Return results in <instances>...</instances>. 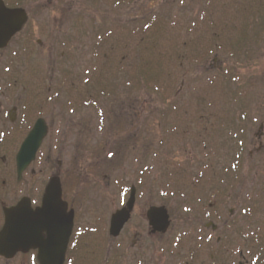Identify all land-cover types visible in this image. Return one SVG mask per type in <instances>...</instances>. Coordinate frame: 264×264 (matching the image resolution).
I'll use <instances>...</instances> for the list:
<instances>
[{
    "label": "rangeland",
    "instance_id": "rangeland-1",
    "mask_svg": "<svg viewBox=\"0 0 264 264\" xmlns=\"http://www.w3.org/2000/svg\"><path fill=\"white\" fill-rule=\"evenodd\" d=\"M24 2L32 4L28 25L38 33L29 44L19 37L8 53L16 51L12 67L24 83L52 77L53 83L65 82V98L74 99L40 154L50 156L52 171L61 162L65 191L80 201L84 253L96 250L105 257L101 222L94 217L107 215L109 195L118 207L122 189L142 178L141 202L164 205L183 238H190L191 223L218 227L211 239L206 230V264H264V0ZM44 29L59 40L50 70ZM83 94L88 99L78 108ZM124 94L131 105L126 139L134 150L128 166L122 164L126 169L112 172L97 164L118 147L111 125L119 124L115 104ZM260 128L262 148L256 151ZM5 143L4 192L13 187L14 174L7 148L12 144ZM140 147L147 152L143 164L135 152ZM35 181L39 185L41 177ZM230 211L236 225H223ZM192 232L194 248L198 235Z\"/></svg>",
    "mask_w": 264,
    "mask_h": 264
},
{
    "label": "flooded vegetation",
    "instance_id": "flooded-vegetation-1",
    "mask_svg": "<svg viewBox=\"0 0 264 264\" xmlns=\"http://www.w3.org/2000/svg\"><path fill=\"white\" fill-rule=\"evenodd\" d=\"M28 4L29 2L21 4L27 14L32 8V4H30V7H28ZM5 5L8 8L21 7L18 6V0H9ZM28 24L29 22H27L22 30L11 39L5 49L0 50V231L4 224V209L14 207L23 200L29 205L30 209L34 211V209L41 205L45 186L49 180L55 176L59 178L62 200L66 202L68 211L72 210L74 213L73 230L69 239L64 264H206V223H199L197 226H193L194 223H191L192 227L188 233V235L190 234L189 239L186 237L183 238L181 232L175 231L178 228L175 229L174 225L171 226L174 233L170 232V234H161L160 232H153L146 220V214L150 207L161 205H147L146 203L141 202L144 196L140 194L139 190L140 183L143 182L142 178L139 183L134 182L133 184H129V188L122 189V195L120 196L118 207L113 205V194L109 195L108 201L112 199V204L110 203L111 206L107 215L103 216L96 214L94 217L101 222V249H107L104 257L103 254L100 255L96 250L89 251L87 255L84 253L83 248L88 246L83 243L82 239V235L86 231H79V223L81 222L79 214L82 209L80 201L79 204L76 203V196L70 195L65 191V183L61 180L60 176L61 162L59 161L55 171H52L50 170V156L47 155V157L42 159L44 154H40V150L44 141L38 149L34 161L30 163L20 175H18L16 156L21 143L27 134L34 128L35 123L38 120H42L46 126L47 135L52 128L59 131L56 122L62 123L60 120L62 112L67 109L69 104L73 103L72 101H74V99L67 100L65 98V84L62 82L53 83L52 77H49L47 83L40 84H25L20 82V77H17L18 71L12 67L16 51L13 49L8 53V50L19 37H24L25 39L22 42L29 44L33 35L38 33L37 28ZM46 29H44V31L50 42L46 44L45 52L48 54V70H50L53 63L52 57L56 56L55 48L59 46V40H53L52 36L49 35ZM35 43L40 48H43L40 39H36ZM5 54H7V56H5ZM123 96L124 97L121 101L118 100L117 102L116 99L117 103L115 104L116 122H119V124H117V126L111 125L112 132L118 134V147L112 152H107L108 155L97 164V167H106L112 172H117L118 170L124 171L126 168H124L122 164H127L128 166L131 154L134 150H130L126 139L128 136L129 138L131 137L130 122L127 120L131 116L130 100L125 98V94ZM84 100L85 99L83 98L76 100L79 102L77 104L78 108H80L79 106H82V103L84 104ZM112 102H115V99H113ZM72 112L73 111L70 113ZM49 118H51V120H49ZM120 118L124 119V121H120ZM79 121L82 122L78 123L77 128L80 130L84 127L85 117H81ZM92 121L94 122V119L93 117H90L88 123L91 126L93 125ZM120 128L121 130H119V133L116 132L115 129ZM22 135L23 139L18 141ZM262 137L263 135L261 132L257 133L255 137V139L259 141V146L256 151L262 148ZM8 141L12 144L7 145V148L9 149L11 158L13 156L12 171L14 174L12 173L10 176V183H13V187H10L8 191L4 192L3 186H5L6 182L3 180V177L4 173L8 172V170L6 169V171H4L3 168V146L4 143ZM135 152L140 155V158H143L141 160L139 158L138 163L143 164L147 152H143L142 147L138 148ZM9 165L11 164L9 163ZM40 177L42 181L39 185H36L35 180ZM131 188H134L135 190L133 210L128 222L124 225L118 236L114 237L109 234L111 217L117 210L125 207L129 196L127 195V191L129 193ZM16 192H19L20 194H17ZM228 214L231 219H229V221L224 220L223 225H226L233 220L232 212L230 211ZM92 215L94 216V214ZM170 220L172 224V217H170ZM231 222H235L234 224H236L237 219ZM193 230L196 231V234L198 235V242L195 244L194 248H192L190 244V241L194 240L195 234L192 232ZM207 230L212 231L211 228H208ZM42 239L44 241L47 240L45 232L42 233ZM104 241L105 246L103 247ZM219 241L220 238H217V243H219ZM179 243H182L181 246H179ZM169 244H171L170 249L168 248ZM167 255H170L171 258L168 259L166 257ZM239 257L243 260L242 251L239 252ZM243 263L247 264L248 262L244 260ZM0 264H38L37 250H28L26 252L19 251L10 258L0 255ZM239 264H241V262Z\"/></svg>",
    "mask_w": 264,
    "mask_h": 264
},
{
    "label": "water",
    "instance_id": "water-1",
    "mask_svg": "<svg viewBox=\"0 0 264 264\" xmlns=\"http://www.w3.org/2000/svg\"><path fill=\"white\" fill-rule=\"evenodd\" d=\"M21 9H7L0 0V48L16 34L26 22ZM45 135V127L37 122L23 142L17 155L18 174L34 160L37 149ZM133 193L127 207L112 218L110 232L117 235L128 220L133 205ZM5 223L0 231V255L12 257L16 252L38 249L39 264H63L68 239L72 229L73 212L61 201L58 178H51L46 186L41 207L32 211L25 201L4 211ZM147 220L153 231L165 233L169 227L166 210L150 208ZM46 232L47 240L42 239Z\"/></svg>",
    "mask_w": 264,
    "mask_h": 264
}]
</instances>
